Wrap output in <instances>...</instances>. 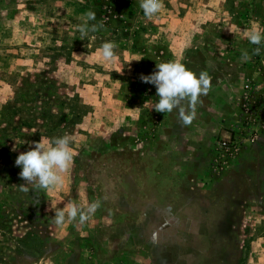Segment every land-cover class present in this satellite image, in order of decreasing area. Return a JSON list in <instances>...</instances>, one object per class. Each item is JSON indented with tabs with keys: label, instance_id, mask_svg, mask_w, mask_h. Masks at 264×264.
I'll use <instances>...</instances> for the list:
<instances>
[{
	"label": "rangeland",
	"instance_id": "obj_1",
	"mask_svg": "<svg viewBox=\"0 0 264 264\" xmlns=\"http://www.w3.org/2000/svg\"><path fill=\"white\" fill-rule=\"evenodd\" d=\"M0 264H264V0H0Z\"/></svg>",
	"mask_w": 264,
	"mask_h": 264
},
{
	"label": "built area",
	"instance_id": "obj_2",
	"mask_svg": "<svg viewBox=\"0 0 264 264\" xmlns=\"http://www.w3.org/2000/svg\"><path fill=\"white\" fill-rule=\"evenodd\" d=\"M157 0H154V3H156ZM222 148L225 149L226 151L229 150V147H228V142H223L222 143Z\"/></svg>",
	"mask_w": 264,
	"mask_h": 264
}]
</instances>
